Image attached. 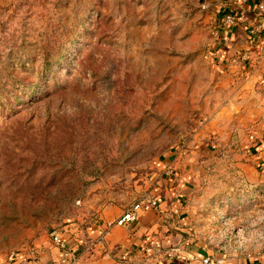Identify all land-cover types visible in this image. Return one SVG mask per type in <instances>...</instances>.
Masks as SVG:
<instances>
[{"label": "rangeland", "instance_id": "1", "mask_svg": "<svg viewBox=\"0 0 264 264\" xmlns=\"http://www.w3.org/2000/svg\"><path fill=\"white\" fill-rule=\"evenodd\" d=\"M247 1L0 0V264L165 195L181 170L205 179L171 232L264 264V87L233 99L215 67Z\"/></svg>", "mask_w": 264, "mask_h": 264}, {"label": "crops", "instance_id": "2", "mask_svg": "<svg viewBox=\"0 0 264 264\" xmlns=\"http://www.w3.org/2000/svg\"><path fill=\"white\" fill-rule=\"evenodd\" d=\"M258 2L260 0H248L244 5L241 10L243 27L238 29L230 26V30L222 33V42L227 47L219 51L215 67L217 72H223L221 79L230 84L229 89L233 86L231 90L233 99H248L253 95L255 87H264V61L260 63L254 61L255 54L260 51L263 33L260 31L254 36L248 33V25L254 17L264 23V14L257 13ZM245 53L249 54V58L242 60L241 56ZM230 71L240 75L234 73L230 78ZM257 131L260 134L255 136L258 137L255 149L262 158L264 122L259 124ZM199 175H194L189 170L167 175L172 176L167 182H171V186L174 183L176 185L169 186L165 195L157 196L158 208L141 212L134 224L127 227L112 226L105 230L107 224L123 211L103 210L98 219L90 222L83 231L78 233L72 226L61 232L59 235L64 242L63 247L55 244L51 237L43 255L27 264H202V259L206 256L217 259V255L204 249L200 240L174 235L171 232V227L174 226L173 215L183 212L182 209L185 207L181 206V197L196 186L191 184L190 180L205 179L203 175ZM205 184L204 182L199 186L197 194L202 193L199 190L205 188ZM170 249L177 250L167 254ZM122 255H126L128 260L122 261ZM225 260L223 258L220 264H230V261Z\"/></svg>", "mask_w": 264, "mask_h": 264}, {"label": "built area", "instance_id": "3", "mask_svg": "<svg viewBox=\"0 0 264 264\" xmlns=\"http://www.w3.org/2000/svg\"><path fill=\"white\" fill-rule=\"evenodd\" d=\"M246 0H242V2H245ZM257 12L259 14L264 13V0H260V2L257 3ZM236 20V13L235 12H228L224 15V18L221 22L220 28L215 31V34H219L222 27H227L228 25H232ZM262 31L263 33V40L261 41L260 51L255 54V63H260L262 59H264V23H262L259 18L254 17L251 21V23L248 25V33L252 36L257 35L258 32ZM216 54V52L212 53ZM249 58V54L245 53L241 56L242 60H247ZM252 138V136H250ZM169 172V171H168ZM158 208V201L155 196L146 195L142 196L137 201L133 202L128 208H126L117 218H115L113 221L109 222L105 228L108 229L112 226H129L131 224H134L139 217V214L141 212H144L146 210H156ZM52 241L63 247L64 242L60 238L59 234H55L52 236ZM177 249H170L167 251V254H171L172 252L176 251ZM121 260L125 261L127 260L126 255L121 256ZM222 260L220 259H213L211 256H206L202 259V264H220ZM55 264V263H50Z\"/></svg>", "mask_w": 264, "mask_h": 264}, {"label": "water", "instance_id": "4", "mask_svg": "<svg viewBox=\"0 0 264 264\" xmlns=\"http://www.w3.org/2000/svg\"><path fill=\"white\" fill-rule=\"evenodd\" d=\"M203 0H199V2H202Z\"/></svg>", "mask_w": 264, "mask_h": 264}]
</instances>
